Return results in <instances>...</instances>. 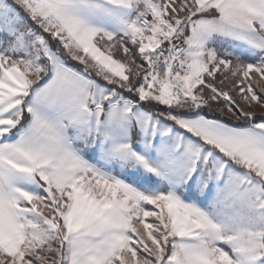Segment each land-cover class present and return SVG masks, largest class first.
Listing matches in <instances>:
<instances>
[{
	"label": "snow or ice",
	"instance_id": "obj_1",
	"mask_svg": "<svg viewBox=\"0 0 264 264\" xmlns=\"http://www.w3.org/2000/svg\"><path fill=\"white\" fill-rule=\"evenodd\" d=\"M0 264H264V0H0Z\"/></svg>",
	"mask_w": 264,
	"mask_h": 264
},
{
	"label": "rangeland",
	"instance_id": "obj_2",
	"mask_svg": "<svg viewBox=\"0 0 264 264\" xmlns=\"http://www.w3.org/2000/svg\"><path fill=\"white\" fill-rule=\"evenodd\" d=\"M82 67V66H81ZM95 78V77H94ZM98 79V78H97Z\"/></svg>",
	"mask_w": 264,
	"mask_h": 264
}]
</instances>
